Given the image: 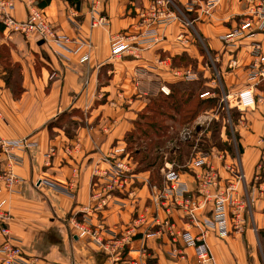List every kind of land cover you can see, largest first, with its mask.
<instances>
[{
	"label": "crops",
	"instance_id": "obj_1",
	"mask_svg": "<svg viewBox=\"0 0 264 264\" xmlns=\"http://www.w3.org/2000/svg\"><path fill=\"white\" fill-rule=\"evenodd\" d=\"M152 1L102 0L97 11L108 25L92 28L88 0H15L16 20L26 19L28 4L32 3L43 12L54 33L69 40L67 44L41 43L7 33L0 38V45L9 48L11 63L21 68L22 89L15 99L0 78V139H26L33 145L17 152L21 164L15 173L21 184L16 195L0 192V205L8 212L10 235L29 261L198 264L192 249L179 238L172 242L162 223L167 220L172 224L173 232L197 235L199 231L178 207L169 206L170 214L166 215L151 202L153 188L163 187V167L156 183L148 171L140 172L131 158L127 185L114 193L106 207L90 213L92 224L100 221L116 235L117 242L112 241L111 234L103 236L110 247H118L116 251H103L88 235L78 237L72 227L83 217L82 209L95 206L91 199L98 179L95 173L107 169L113 157H128L126 137L151 103L163 95L160 87L170 92L181 83L171 70L192 69L197 77L192 85L199 83L205 88L202 100H212L220 92L221 100L225 97L227 106H232L234 97L248 84L247 72L254 60L251 42L259 43L264 55V31L234 44L223 41L246 16L245 0H220L206 15L203 11L208 0H171L177 20L159 30L157 44L143 50L138 59L127 55L111 59L112 38L144 31ZM263 85L257 87L260 94H264ZM227 109L232 112L231 107ZM238 113L231 124L233 151H237L234 157L244 177L237 187V199L246 207L240 215L242 224L235 228L230 219L226 237L207 234L210 264H264V105ZM198 153L194 158L200 157ZM206 156L223 188L228 176L222 163ZM189 162L177 171L189 196L197 199L200 171L188 167ZM41 180L70 185L72 197ZM211 209L209 201L198 216L209 217ZM141 216L144 223L137 222ZM153 219L161 224L153 223ZM129 230L130 242L123 245L119 240ZM2 241L0 233V245Z\"/></svg>",
	"mask_w": 264,
	"mask_h": 264
},
{
	"label": "built area",
	"instance_id": "obj_2",
	"mask_svg": "<svg viewBox=\"0 0 264 264\" xmlns=\"http://www.w3.org/2000/svg\"><path fill=\"white\" fill-rule=\"evenodd\" d=\"M91 9L90 15L92 19V28L106 27L107 20L100 15L97 8L102 4V0H88ZM220 0H208L205 4L203 13L206 15L211 12ZM247 5V14L240 25L233 29L223 38L226 44H234V42L253 39L259 33L264 31V0H245ZM173 3L171 0H153L149 6L147 13L149 23L144 31L136 36H117L110 41V58L119 59L123 56H131L138 59L140 53L154 46L159 42V30L169 26L177 20V16L171 10ZM15 0H0V25L7 34H19L25 38L34 39L41 43L67 44L69 40L66 37H58L48 24L43 12L35 7L32 3L28 4L26 19L18 21L14 18ZM144 16V15H143ZM190 24L186 23V26ZM251 57L254 59L248 68L247 86L234 97L233 106L239 112L253 109L257 104L264 105V94H260L257 87L264 82V55L259 43L251 42ZM263 65V67H262ZM171 75L180 82H192L196 80V74L192 69H175L171 70ZM264 86V85H263ZM159 91L165 95H169L167 87H160ZM213 98V95H206ZM221 103L225 107L226 98L223 97ZM229 104V103H228ZM225 110V109H224ZM229 109H226L227 112ZM218 110L213 112H205L197 117L195 122L196 135L203 131L202 123L212 121L217 117ZM229 115L226 117L228 122ZM224 123V122H223ZM230 133L234 136V129L230 124ZM193 129V127H192ZM194 131L183 129L180 133L179 141L182 143L190 140L194 136ZM233 146H235V138H232ZM33 145L26 139L19 141H5L0 139V163L2 171L0 174V192L8 195H16L21 180L15 173V169L20 166L21 159L17 155L18 151H25ZM213 148L209 156L217 158L222 163V169L227 174V185L221 188L218 173L207 161V156L198 153L199 158L190 160L188 167L198 169L200 172L197 176L199 182V197L197 199L189 196L186 184L181 180L178 171L173 164L165 161L163 166L164 184L163 187L155 190L152 195L151 202L155 208L161 207L166 215H169V206L178 207L184 213V217L188 219L190 225L196 228L199 233L192 235L189 232H173L172 224L167 220L163 221V229L168 231L171 241L175 242L178 238L186 247L192 249L194 257L198 264H210L212 261L209 246L206 243V236L209 232H214L218 238H224L229 233L230 219L233 220L235 228L243 223L240 218L241 212L244 211L246 204L244 201L237 199V187L244 182L242 171L237 164V160L231 158L227 152L214 151ZM236 151V150H235ZM237 155V151H236ZM48 155H46L47 158ZM109 166L103 171L95 173L98 178L96 188L91 197L95 203L92 206L82 209L80 221L72 223L76 234L81 237L88 235L90 239L100 249L105 252L116 251L114 245L110 247L105 242L103 236L111 234L112 241L117 242L116 235L110 233L107 227L96 221L92 224L89 215L93 210H99L106 207L113 201L115 192L123 189L127 185V177L131 171V160L128 157L122 159L114 158L108 162ZM40 183L50 186L59 193L72 197L70 185H62L53 181L41 180ZM212 203V209L209 217H199L198 212L202 211L207 202ZM8 220V212L1 209L0 205V233L3 241L0 245V264H37L36 261H29L24 258L18 241L10 235L6 227ZM139 223L145 222V217H139ZM153 223H158L157 219H153ZM132 230L127 231L123 239L119 240L123 245L129 244ZM147 237H150L147 236Z\"/></svg>",
	"mask_w": 264,
	"mask_h": 264
},
{
	"label": "rangeland",
	"instance_id": "obj_3",
	"mask_svg": "<svg viewBox=\"0 0 264 264\" xmlns=\"http://www.w3.org/2000/svg\"><path fill=\"white\" fill-rule=\"evenodd\" d=\"M6 48L9 50L7 46ZM9 67L7 64L4 69L9 72ZM3 71L0 67V78L2 80L8 78V75L2 73ZM20 82L21 75H14L13 85L19 88V86L21 87ZM215 95L213 99L216 100H210L209 103H205L202 107L196 105L199 97L197 96L195 100L190 102L189 106L181 108L176 113H173L167 105L161 106L160 110L162 112L158 111L159 115H152V108L149 109L147 111L149 116L143 115L139 117L137 131L127 139L128 144L125 151L129 159L133 158L138 169H144L142 172L147 170L149 173H153L160 172L165 161L172 163L176 170H181L185 166L186 158H188V161L189 158L191 160L197 152L203 155L210 154L213 148L216 149L214 151L227 152L234 157L235 151H233L232 143L234 136L232 137L229 126L232 122H236L239 111L233 106L234 101L231 104L232 106L225 107L224 103H221V93L218 92ZM157 107L159 106L157 105ZM228 107H231L232 112H228L229 119L226 122L228 115L225 110ZM217 110V117L210 122L202 123L203 131L196 135L195 122L197 117L205 112H215ZM183 129L194 131V136L184 143L179 141L180 133ZM138 135L139 138H137ZM184 144L188 147L190 146V149L183 146ZM133 151L136 152L132 154Z\"/></svg>",
	"mask_w": 264,
	"mask_h": 264
},
{
	"label": "trees",
	"instance_id": "obj_4",
	"mask_svg": "<svg viewBox=\"0 0 264 264\" xmlns=\"http://www.w3.org/2000/svg\"><path fill=\"white\" fill-rule=\"evenodd\" d=\"M37 5H39V4H37ZM3 33H4V29L0 25V37L3 35ZM181 62H183V61H181ZM7 64L10 66L9 72H7L4 69V68H6ZM0 67L4 70L2 73H5L6 75H8V78L3 79L5 87L11 92V94L13 95V98L17 99L20 96L22 89L20 86L18 88V86L16 87V85H13V77H14V75L15 76L21 75V68L19 65L11 63L10 58H9V50L6 48L5 45H0ZM192 83H194V82L178 83L175 87L171 88V91H170L168 96L159 95L158 99L156 101H154L153 103H151V105L149 106L147 111H149V109L152 108L151 114L152 115H154V114L159 115L160 114L159 112H162V110H160L161 106L164 107L167 105V107L169 109H171V111L173 113H176V112H178V110H181V108L189 106L190 102L195 100L197 98V96H199V97H198V101H197L196 105L202 107V105L204 106L205 103L206 104H207V102L209 103L210 100L205 101V100H202L200 98V95L205 90V88L201 87V84H199V83L196 85H192ZM188 84H191V86ZM193 88H195V89L193 90ZM212 100H216V99H212ZM157 105L159 107H157ZM203 111H205V110H203ZM148 114H149V112L147 114H145V116H149ZM164 114H166V113H164ZM137 125H138V120L134 124V131L127 135L126 140L129 139L134 134L135 131H137V129H138ZM137 138H139V135L137 136ZM127 144H128V140H127ZM183 146H186V145L184 144ZM186 147H188V146H186ZM188 149H190V146L188 147ZM135 152L136 151H133L132 154H134ZM132 154H130V155L132 156ZM185 161L187 162L188 158H186ZM143 170L141 168L139 169L140 172H142ZM145 171H147V170H145ZM158 172L159 171L150 173V176H151V179L153 182L158 183V180H159Z\"/></svg>",
	"mask_w": 264,
	"mask_h": 264
}]
</instances>
